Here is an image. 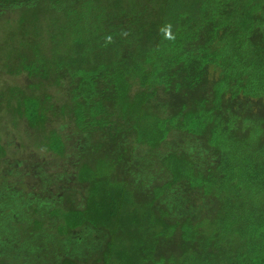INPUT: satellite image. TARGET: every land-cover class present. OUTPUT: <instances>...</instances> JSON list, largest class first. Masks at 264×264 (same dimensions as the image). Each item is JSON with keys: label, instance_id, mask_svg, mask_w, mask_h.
<instances>
[{"label": "trees", "instance_id": "1", "mask_svg": "<svg viewBox=\"0 0 264 264\" xmlns=\"http://www.w3.org/2000/svg\"><path fill=\"white\" fill-rule=\"evenodd\" d=\"M38 1L0 0L29 5L0 29V74L26 77L0 81V210L35 199L54 217L52 264H264V0ZM66 121L97 135L74 163L82 204L64 161L38 175L42 199L31 178L16 193L7 127L62 157ZM187 195L213 208L193 214ZM75 229L101 245L77 254Z\"/></svg>", "mask_w": 264, "mask_h": 264}, {"label": "rangeland", "instance_id": "2", "mask_svg": "<svg viewBox=\"0 0 264 264\" xmlns=\"http://www.w3.org/2000/svg\"><path fill=\"white\" fill-rule=\"evenodd\" d=\"M38 4L42 7L45 8L46 5L42 4V0L38 1ZM29 5L28 3L25 4L22 9L27 8ZM22 9L20 7L11 5V4H1L0 3V29L4 28V22L7 25L13 24V21H15L19 14L22 13ZM1 68V66H0ZM26 80V77L24 75H18V76H12L8 73H1L0 74V81L5 82V83H11V82H24ZM67 123L65 124L64 129L66 130V140L72 145H71V150L73 153H67L62 157H59L53 153L50 152H45L42 149L39 148H34L30 146H26V148L22 146L21 142H28V137L26 134L23 135V132L21 133V125L17 127H7L6 135L5 138H3V143L4 145H7L8 148V153L5 156L8 158V164H5L6 170H8V175L11 176L10 186L15 190L17 193L18 190L20 192L21 196L28 195V193H32L33 191L37 190V195L38 197L40 196L41 199L44 197L43 193L44 190L43 187L41 186V183L38 181V175L44 174L43 172L46 173H53L56 170V166L61 165V162L68 163L69 165L73 166L72 170L68 172L64 177L66 179H71L75 183V188H74V198H72L71 201L77 202V205L82 204V199H81V192H82V186L78 184V182L75 179V166L76 164L81 161V158H84L89 156V159L92 158L93 156L96 155L94 153L93 149H89L88 146H84L85 144L83 141H92L93 137L95 138L97 135L94 134L91 138L87 137H82L80 133L73 132V126L71 123L66 121ZM57 124H61V122H58ZM20 128V129H19ZM177 136V135H176ZM174 137V134H170L168 138H166L167 141H169L171 138ZM157 149V152L160 151H166L168 148H166V141ZM73 147V148H72ZM28 148V149H27ZM25 149V150H24ZM73 149V150H72ZM76 149H81L82 154L76 153ZM69 151V152H70ZM76 153V154H75ZM19 160V162H17ZM26 164V165H25ZM142 166V165H141ZM142 168V167H141ZM61 170V169H60ZM138 170V169H137ZM137 170L135 172H137ZM128 171V170H127ZM61 176V173H59ZM122 178L121 176H119ZM30 179L34 182V187L29 191V187H24V185L19 184L15 179ZM38 181V182H37ZM124 181V180H120ZM135 181V180H134ZM56 182L58 183L59 181L54 179V181L51 183V187L56 185ZM125 182V181H124ZM12 185L16 186L13 187ZM9 186V185H8ZM28 192V193H27ZM10 192H7L6 194L3 195V201H0V205H2V208H9L10 203L6 204V201L9 199L8 196ZM186 193V192H185ZM187 194V193H186ZM46 195V194H45ZM190 203L193 204L191 209L189 208V212H193V214L199 215L198 208L202 206V209L204 211L209 212L213 208L212 203L210 202H205V200H202L201 204L200 202H196V199L194 201V197L191 195L186 196ZM26 199L27 202L26 208L27 211L26 216L23 217V214L19 212V214H16V217H12L11 214L7 211L0 210V224L3 226L0 228V259L2 252L3 255L6 257L4 261H6L8 264H52L51 261H48V255L52 251L51 249H55L57 247L49 245L50 241L51 243L56 240V237L50 233L48 234L46 227L49 231L55 233V229L51 230V227L55 226L58 224H54L53 222L55 221L54 217L50 218L48 215V212L46 214L37 212L36 214H32V206H36V200L33 199ZM50 207H53L56 203L55 202H49ZM174 206L180 205V204H173ZM215 208L217 210L215 213L217 214L219 211V204L215 205ZM200 211V212H204ZM180 212H184V207L180 209ZM36 213V212H33ZM43 214V215H42ZM192 214V213H190ZM21 216V218H20ZM7 221H6V219ZM43 222L42 229L37 230L38 227L35 225V219ZM36 220V221H37ZM49 223V224H48ZM51 224V225H50ZM50 225V226H49ZM37 232V233H36ZM75 234L74 236L76 237V248H73L72 250L77 252V254H92L95 249L101 245L102 243V235H97L94 233H90L87 230H81V229H75L73 231ZM72 233V234H73ZM47 235V236H46ZM80 237V238H79ZM79 238V239H77ZM102 238V239H101ZM54 239V240H51ZM59 242L62 239L61 237L58 238ZM18 240L19 244L16 242ZM58 243V241L56 240ZM55 242V243H56ZM4 245L2 246V244ZM15 243L18 245L16 246ZM59 244V243H58ZM59 247V246H58ZM67 248V247H66ZM49 252V253H48ZM17 259V260H16ZM3 260V259H2ZM1 262V261H0ZM85 264V262H82ZM81 263V264H82ZM3 264V263H0Z\"/></svg>", "mask_w": 264, "mask_h": 264}, {"label": "clouds", "instance_id": "3", "mask_svg": "<svg viewBox=\"0 0 264 264\" xmlns=\"http://www.w3.org/2000/svg\"><path fill=\"white\" fill-rule=\"evenodd\" d=\"M169 28H170V26H169ZM110 39V38H109Z\"/></svg>", "mask_w": 264, "mask_h": 264}]
</instances>
